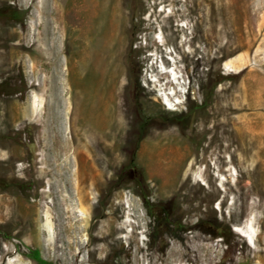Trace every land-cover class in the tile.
I'll return each mask as SVG.
<instances>
[{"label":"rangeland","instance_id":"374dc122","mask_svg":"<svg viewBox=\"0 0 264 264\" xmlns=\"http://www.w3.org/2000/svg\"><path fill=\"white\" fill-rule=\"evenodd\" d=\"M41 1L0 0V34L16 35L12 39L2 38L3 42L0 43V196L10 197L14 201L16 213L20 214L19 220L10 224H6L8 217H0V246L3 249L0 264H7L10 259L15 258L41 264L33 258L35 249L50 264H60L52 249L39 245L38 238L25 216L28 206L35 204L41 210L43 221L46 220L44 215L48 203L45 202V192L52 190L65 195L75 193L71 182L79 181L85 192H92L89 215L95 230L113 210V203L122 199L123 193H134L136 201L133 208L125 197L122 199L126 207L121 210V222L129 220L134 224L127 225L119 233L123 241L110 253H96L94 262L86 260L83 264H260L254 258L250 247L240 241L242 237L236 233L240 222L230 215L226 205L239 187L235 185L230 190L228 185L217 180L219 189L212 192L214 196L210 198L205 193H209L213 187L207 186L204 193L192 188L190 184L181 186L171 176L164 180L159 173L161 169L162 172L165 171L164 166H157V161L154 160L146 163L140 162V159L144 141L150 140L149 132L163 126L180 131L186 142L185 151L189 154V159L196 155L210 154L211 151L206 146L210 144V138L214 134L210 128L203 130L202 124L204 121L209 126L212 124L207 116L208 111L211 110L217 98V90L228 73L226 62L232 58H238L246 65L245 74L251 70L253 64L257 65L258 75L255 82L258 102L253 108L243 112L253 113L256 120L264 121V5L258 4L260 7L256 12L253 35L249 37L250 43H246L235 55L222 54L216 61L208 59L198 62L202 58V53L198 52L189 62V67L199 74L205 71L204 74L200 77L193 75V87L188 90L187 95L181 97L185 99L181 110L162 112L150 105L143 93L151 85L144 75L146 67L142 56L155 52L154 42L163 39L160 26L143 29L147 25L145 18L151 9L149 3L157 1V8L160 9L165 5V0H115L123 13L130 16L128 24L131 28L128 35L136 36L131 40V49L125 50L120 59L122 74L119 80L124 82V87L119 101L125 115V127H117L115 130L88 128L83 131L79 130L78 120L73 121L75 128L71 129L70 122L65 117L69 103L62 107L56 105L54 109L50 106L52 95L48 90L50 67L47 62H40L34 69L30 61L32 50L27 48L28 44L33 43L34 35H41L44 40L48 38L44 19L38 11ZM59 1L65 4V0ZM241 10L240 24L246 38L249 20L244 6ZM72 18L73 16L66 17V20L71 23ZM173 22L176 24L183 20ZM147 33L149 39H145ZM176 40H180V34ZM9 41L11 46L22 41L25 43L21 58L13 51H8ZM142 43H149L151 47L145 53L138 51ZM168 49L174 50V44ZM172 55L167 52L166 58L174 59L175 55ZM63 58L65 59L64 54ZM159 58V68L170 70L171 67L165 64L163 58ZM63 68L65 69L64 65ZM93 78L94 72L89 71L87 75L75 76L74 82L75 85L86 88L88 85L92 86ZM185 80L189 81L188 76ZM242 80V77L239 78V81ZM227 81L234 82L236 78L230 77ZM173 89L168 86L166 91ZM76 98L78 99L77 96L74 97L75 100ZM164 100L165 105H171L169 100ZM32 102L33 107L41 110L38 119L31 118ZM102 108L100 110L105 111L103 106ZM81 110L82 108L80 113ZM89 110L92 111V105L87 103L86 113H91ZM35 114L37 115L36 112ZM60 115L64 117L60 118ZM262 144L264 146V139ZM233 148L234 146L230 150ZM225 153L228 156V166L232 167L231 173H234L231 181L235 182L237 167L232 162L231 152ZM262 158L264 159V154ZM250 159L255 161L258 158L253 156ZM206 160L209 162L212 158L208 156ZM208 162L203 161L201 166L198 165L204 169ZM173 166L174 163H171L169 167ZM79 168L78 178L76 170ZM213 172L217 173L218 170L213 168ZM256 175L259 178L260 172ZM159 180L160 183L164 180L165 185L161 189L153 190L155 182ZM243 183L248 188L249 178L246 177ZM258 186L262 187L259 180ZM142 193L149 194L150 202L155 204L153 211L156 218L161 219L160 224L165 223L166 219L173 221L171 232L161 237L156 235L154 227L157 219L151 215V209ZM225 198L226 203H223ZM50 199L53 200V197ZM52 209L56 218L60 214H66L65 205L60 201L53 203ZM76 210L83 214L78 207ZM55 223H59L57 219ZM256 228L261 229V224L257 223ZM193 232L201 236L200 240L191 239ZM84 233L86 238H90L92 229L87 228ZM18 249L22 252L17 251ZM9 250L11 253H7ZM241 250H244L243 254ZM84 255L88 258V251Z\"/></svg>","mask_w":264,"mask_h":264},{"label":"bare ground","instance_id":"6f19581e","mask_svg":"<svg viewBox=\"0 0 264 264\" xmlns=\"http://www.w3.org/2000/svg\"><path fill=\"white\" fill-rule=\"evenodd\" d=\"M41 2L38 11L44 19L48 38L44 40L41 35H34V41L28 44L27 49L32 50L30 61L34 69L40 62H47L50 67V75L47 78L50 81L48 90L52 95L50 106L54 109L56 105L62 107L65 103H69L65 117L70 122L71 129L74 127L73 121L76 120L80 124L78 129L83 131L88 128L101 130L124 128L125 115L122 113L119 101L124 87V82L119 80L122 74L120 59L125 50L131 49V40L136 37L128 35V30L131 28L128 24L129 14H124L115 0H65V4L59 0ZM164 2L165 5L160 9L157 8V1L149 3L151 9L145 18L147 25L143 29L149 30L160 26L163 39L154 42L155 52L142 56L146 67L144 75L151 85L143 93L147 96L148 103L157 110L179 111L185 103V99L181 97L187 95L188 90L193 87V75L200 77L205 72L197 73L195 69L189 67V62L198 52L202 53V58L198 62L208 59L216 61L222 54L233 56L246 43H250L249 37L253 35L256 12L260 7L258 4L264 5V0H165ZM242 6L245 7L249 20L246 38L240 24ZM71 16L73 18L70 23L66 17ZM173 20H183V22L175 24ZM179 34L180 40L177 42L176 37ZM15 36L0 34V43L3 42L2 38L12 39ZM145 39H149L148 33L145 34ZM171 44H174V50L168 49ZM13 45L11 46L10 41L7 42L8 51H13L18 58H21L22 46L25 43L22 41ZM148 47H150L149 43H142L138 51L145 53ZM167 52L175 55L174 59L166 58ZM160 56L165 64L171 67L170 70L159 68ZM226 67L228 73L219 86L217 98L207 115L212 124L209 126L205 121L202 124L203 130L210 128L214 134L210 138V144L206 146L211 151L208 156L212 160L208 162L206 155H196L189 159V154L185 151L186 142L180 131L163 126L149 132L150 140L143 143L140 162L157 161V166H164V173L162 169L159 170L162 179L166 180L171 176L181 186L190 184L192 188L202 190L204 193L207 186L213 187L209 193H205L210 198L214 196L212 192L219 189L217 180L228 185L227 188L230 190H233L235 185L239 187L240 189H236L226 205L230 215L240 222L239 228L236 229V233L242 237L240 241L250 247L249 249L254 252V258L260 264H264V159L262 158L264 121L256 120L253 113L243 112L253 108L258 102L255 82V77L258 75L257 65L253 64L251 70L245 74L246 65L241 63L240 59L232 58L226 62ZM89 71L95 74L94 83L91 82L92 86L88 85L84 88L75 85L74 77L87 75ZM186 76L189 78L188 82L185 80ZM230 77L236 78V81H227ZM241 77L243 80L239 81ZM168 86L174 89L168 92L166 91ZM76 96L78 99L75 100ZM164 99L169 100L171 105H165ZM87 103L92 105V111L89 110L91 113L85 111ZM80 105H82L81 113ZM102 106L105 111L100 110ZM31 113L32 119H38L41 113L39 108L33 107V102ZM63 117L60 115V118ZM233 146L234 148L230 150ZM226 151L231 152L232 162L237 167L235 182L231 181L234 173H231L232 167L228 166ZM253 156H257L258 159L251 161L250 158ZM203 161L208 162V166L204 169L200 167ZM171 163H174L173 169L169 167ZM213 168L218 172H213ZM79 172L80 168L76 170L78 178ZM257 172H260L259 178ZM246 177L250 180L248 188L243 186ZM160 180L155 182L153 190L161 189L165 185L164 180L161 183ZM258 180L262 182L261 188L258 186ZM71 185L75 193L65 195L57 194L52 190L45 192V202L48 203L44 215L46 220L43 221L41 210L35 204L28 206L25 220L31 224L39 245L52 249L60 264H83L86 260L94 262L96 253H110L119 242L123 241L119 233L127 225H134L129 220L121 222V210L126 207L123 197L128 200L131 207H135V195L130 192L123 193L122 199L113 203V210L95 230L90 223L89 215L92 192L90 190L85 192L80 181L71 182ZM50 197H53V200ZM51 201L53 203L60 201L64 204L66 214H60L56 218ZM13 203L10 197L0 196V217L9 218L6 224L19 220L20 214L16 213ZM223 203H226V198ZM77 207L83 214L76 210ZM56 219L58 224L55 223ZM257 223L261 224V229L256 228ZM87 228L92 229L90 238L85 237L84 231ZM200 238L198 234L191 236L193 241ZM57 250L60 252L58 253ZM2 251L0 246V257ZM85 251L89 253L88 258L84 255ZM241 251L243 254L244 250ZM7 253H11V250ZM7 264L35 263L15 258L10 259Z\"/></svg>","mask_w":264,"mask_h":264},{"label":"trees","instance_id":"16d2710c","mask_svg":"<svg viewBox=\"0 0 264 264\" xmlns=\"http://www.w3.org/2000/svg\"><path fill=\"white\" fill-rule=\"evenodd\" d=\"M142 195L145 198V200L147 202V205L151 209L150 210L151 211V215L155 216L154 211H153V207H155V204H153L152 202H150V200H149V197H150L149 194L142 193ZM155 219H157L156 216H155ZM160 222H161V219H159V220L157 219L155 221L156 224H155V227H154L155 228V233L159 237H161L162 235H164L166 233L171 232L172 231V228H171L172 226L171 225L174 224L173 221L172 220H169V219H166L165 223H161L163 225H161ZM33 258L35 260H37L39 263H41V264H50V262L48 260L44 259L41 256V253H40V251L38 249H35L33 251Z\"/></svg>","mask_w":264,"mask_h":264}]
</instances>
